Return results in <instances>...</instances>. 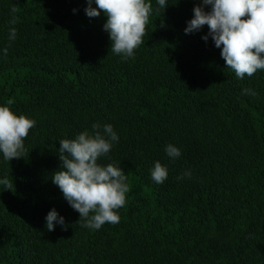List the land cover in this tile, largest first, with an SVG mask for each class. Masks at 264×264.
<instances>
[{
	"label": "trees",
	"instance_id": "1",
	"mask_svg": "<svg viewBox=\"0 0 264 264\" xmlns=\"http://www.w3.org/2000/svg\"><path fill=\"white\" fill-rule=\"evenodd\" d=\"M168 2L152 0L144 43L124 60L87 0H0V104L36 121L23 157L0 154L11 185H0V264H264V70L237 78L202 39L207 25L184 32L201 0ZM96 122L119 135L99 162L121 167L129 186L120 222L99 230L82 227L51 179L59 140ZM52 208L66 229L46 228Z\"/></svg>",
	"mask_w": 264,
	"mask_h": 264
},
{
	"label": "clouds",
	"instance_id": "2",
	"mask_svg": "<svg viewBox=\"0 0 264 264\" xmlns=\"http://www.w3.org/2000/svg\"><path fill=\"white\" fill-rule=\"evenodd\" d=\"M157 9H166L168 0H155ZM95 5V6H94ZM206 6L208 10H206ZM13 18L17 8L10 9ZM77 9H73L75 13ZM89 18L99 17L101 11L107 17L103 30L111 41L110 51L122 59L134 58L135 50L144 43L146 25L153 12L152 0H87L84 9ZM193 17L186 22L185 34L200 32L205 25L207 34L220 55L235 76L243 79L264 70V0H201L193 8ZM17 36L15 27L9 30V41ZM4 57L8 48L0 50ZM245 95H256L245 88ZM0 104V154L5 161L23 157L24 140L36 121L24 114L17 115L9 105ZM59 159L62 162L54 171L52 182L61 190L64 199L79 213L82 227L99 230L105 223L118 224V210L125 206L129 186L123 169L114 163L99 161L111 159L110 152L119 135L110 123H93L92 130H84L72 139L59 140ZM167 156L173 160L181 156V149L174 144L165 147ZM191 176L186 172L177 179ZM151 179L162 184L168 177V169L156 161L150 170ZM0 185L11 189L7 178L0 179ZM46 228L53 231L56 225L67 228L65 218L52 208L45 217Z\"/></svg>",
	"mask_w": 264,
	"mask_h": 264
}]
</instances>
